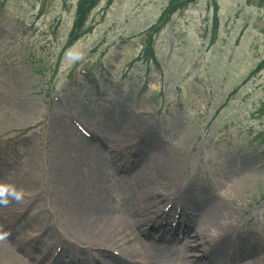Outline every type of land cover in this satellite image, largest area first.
Masks as SVG:
<instances>
[{"label":"rangeland","instance_id":"374dc122","mask_svg":"<svg viewBox=\"0 0 264 264\" xmlns=\"http://www.w3.org/2000/svg\"><path fill=\"white\" fill-rule=\"evenodd\" d=\"M78 2L0 0V184L23 193L9 197L7 214L0 207V263L48 255L50 264L61 249L70 256L60 242L86 233L78 217L92 218L99 196L128 212L127 184L96 172L118 164L122 176L134 174L127 183L149 185L166 169L149 229L173 204L169 223L182 224L181 241L186 223L176 210L192 187L227 212L211 239L247 241L224 264L264 262V71L248 80L264 61V0H216L217 21L214 3L202 0L158 36L147 31L169 0H100L70 43ZM149 45L154 61L142 57ZM177 240L168 243L174 252ZM90 245L76 246L88 264H117Z\"/></svg>","mask_w":264,"mask_h":264},{"label":"bare ground","instance_id":"6f19581e","mask_svg":"<svg viewBox=\"0 0 264 264\" xmlns=\"http://www.w3.org/2000/svg\"><path fill=\"white\" fill-rule=\"evenodd\" d=\"M123 139L121 143H128L127 137ZM136 142L137 140L133 139L131 143L136 146ZM165 171L162 177L160 176V180L152 181L149 179L151 183L147 185L143 182L139 184L137 180L127 183L128 181L134 180V174H131L132 177H130V180L128 179L129 177L122 176V166L119 164L117 165V170L113 171L99 165L96 170L98 174L106 176L108 179H112L121 185L127 184L126 186L129 187V192L123 197L126 203L125 210L128 212L125 214L113 212L110 208L111 205L107 201L108 197L99 196L96 200L98 208L94 212V216L92 218H87L84 215H81L83 218L78 217L83 225V231L86 233H82L80 237L77 236V241L74 240L69 243L67 240H63L60 242L62 244L64 243L67 247L70 245V247L66 248V252L71 255H80L81 253L76 248L77 242L85 241L88 244H95L90 246L98 247L95 253L104 250L102 254H107L106 252L110 251L108 247H103L104 243H110L112 246L120 249L121 255L117 259V264H174L176 262H182L183 264H224L223 259L226 258L223 255L226 256L229 252L233 254L234 251L248 247L247 241L242 239L233 241V237L223 239L220 237L213 240L214 237L211 239L212 233L220 231L224 224L223 222L227 220V212L222 207L213 204V199L207 192H201L198 189L194 190L192 187L188 188L185 193V207L182 209V217L186 224L184 225V237L181 241L179 239L177 240V238L182 224L172 229L169 223L171 220L169 215L163 219V222L165 221L167 223L165 227H163V223L161 224L162 221L158 219L154 222V228L149 229V224L154 220L156 209L166 197V195L157 191V187L164 186L163 181H167L168 174ZM19 173L17 177H20L21 181H23V175ZM137 177L138 174L135 175V179ZM0 207L4 211L3 214H7V206ZM198 216L201 220H198ZM203 216L204 221H202ZM201 221L202 224L204 223V230L198 228ZM97 231H107L108 233H97ZM51 234L53 233H44L42 236ZM61 236L63 237L65 235ZM51 239L48 240L49 244L52 241ZM174 239L177 242L180 241L181 251L174 252L172 248H168V243L173 242ZM89 240H97V242ZM248 244L252 245L251 242ZM71 245L74 246L71 247ZM225 245H230L231 250L225 252L223 248ZM245 250L248 249L245 248ZM87 251L92 257L94 253L90 247ZM193 253H200L201 255L196 256ZM71 255L68 258H71ZM61 256L62 253L59 257L61 258ZM127 257H132L133 259L127 262L125 260ZM251 257L245 256L243 259H238V261L241 263ZM92 260L96 259H90V261ZM1 261L2 259H0ZM35 261L36 263L40 262V264H49L48 255H43L41 260L38 259L37 261L35 259ZM50 264H57V262H51ZM83 264L88 263L84 261ZM245 264H264V262H262L261 257L257 256V258Z\"/></svg>","mask_w":264,"mask_h":264},{"label":"trees","instance_id":"16d2710c","mask_svg":"<svg viewBox=\"0 0 264 264\" xmlns=\"http://www.w3.org/2000/svg\"><path fill=\"white\" fill-rule=\"evenodd\" d=\"M100 0H80L78 5V15H79V23L78 27H81L84 23V20L88 17V15L91 13L94 8L97 7ZM200 0H170L167 8L164 10L161 18L159 19L157 25L152 27L149 31V35H158L162 29H164L168 23L171 21V19L174 17L175 14L179 12H183L190 8L192 5H196ZM215 4V9L217 10V4L215 0H211ZM77 36L74 38L76 40ZM151 43V42H150ZM151 45L149 46V49H147L144 52V57L146 58H154V53L152 50H150ZM264 70V61L259 64V66L256 68L255 72H253V75L260 73Z\"/></svg>","mask_w":264,"mask_h":264},{"label":"clouds","instance_id":"9594fccd","mask_svg":"<svg viewBox=\"0 0 264 264\" xmlns=\"http://www.w3.org/2000/svg\"><path fill=\"white\" fill-rule=\"evenodd\" d=\"M22 196V191H17L13 186L0 184V206H7L9 203V197L16 201H20Z\"/></svg>","mask_w":264,"mask_h":264}]
</instances>
